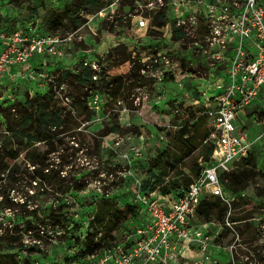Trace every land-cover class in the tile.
<instances>
[{
    "label": "rangeland",
    "instance_id": "rangeland-1",
    "mask_svg": "<svg viewBox=\"0 0 264 264\" xmlns=\"http://www.w3.org/2000/svg\"><path fill=\"white\" fill-rule=\"evenodd\" d=\"M98 1L74 12L73 0H0V30L54 33L58 16L63 20L55 32L71 37L61 57L40 56L51 69L50 86L41 89L27 81L0 87V149L18 153L0 172V264H69L86 233L94 232L90 222L106 199L123 207L136 202L145 183H154L156 193L172 182L182 187L204 163L200 147L179 161L168 156L184 109L203 108L207 83L197 77L223 66L193 44L205 33L199 14L177 22L169 13L171 0ZM81 56H90L96 69L88 68L91 76L79 83ZM49 90L54 92L50 109L63 121L48 127V138L28 144L8 132L19 117L5 115L26 97ZM232 169H243L247 181L224 202L223 221L213 215L206 226L210 260L202 264H264V146L256 151L254 168L234 163ZM50 177L54 180H45ZM54 181L60 184L52 186ZM57 187L69 189L62 193ZM137 220L114 230L115 242L124 243ZM197 257L194 251L177 264Z\"/></svg>",
    "mask_w": 264,
    "mask_h": 264
},
{
    "label": "built area",
    "instance_id": "built-area-1",
    "mask_svg": "<svg viewBox=\"0 0 264 264\" xmlns=\"http://www.w3.org/2000/svg\"><path fill=\"white\" fill-rule=\"evenodd\" d=\"M191 12L198 13L205 25V33L193 44L223 65L197 77L207 83L199 113L211 124L203 139L212 146L210 158L191 183L173 194L136 193L141 214L125 242H114L71 264H177L181 259L187 262L185 258L194 251L198 257L191 264L210 260L212 239L206 227L210 222L199 219V205L209 197L228 203L234 193L221 180V173L264 146V0L170 1L169 13L177 22ZM138 23L145 24L142 19ZM70 41V36L57 32L39 35L1 29L0 87L27 81L41 89L50 86L53 79L46 72L51 69L40 56L61 57ZM81 57L83 67L94 72L90 56ZM93 99L98 108L99 97Z\"/></svg>",
    "mask_w": 264,
    "mask_h": 264
},
{
    "label": "trees",
    "instance_id": "trees-1",
    "mask_svg": "<svg viewBox=\"0 0 264 264\" xmlns=\"http://www.w3.org/2000/svg\"><path fill=\"white\" fill-rule=\"evenodd\" d=\"M109 1V0H108ZM100 1L98 0H73L71 8L74 9V12L77 11L81 7L85 5L96 6ZM101 4L103 2L101 1ZM77 7V9H76ZM87 12V11H85ZM163 19H165V15H161ZM54 21L56 23L54 28L50 30L55 32L58 28V25L62 24L63 18H59L58 16L54 17ZM73 23L75 21L72 19ZM162 22V23H161ZM159 22V25H163L164 22ZM58 24V25H57ZM175 34V33H174ZM81 72L78 73L76 79L79 83L86 81L90 74V70L88 68L80 69ZM70 73L65 71L63 76L68 77ZM119 86L121 85V77H118ZM116 81V79H115ZM54 101V92L49 90L48 92L41 94L35 93L32 97H26V100L23 103H17L14 113H8L5 115L6 119H11L15 115H17L18 119H15L13 126L8 125L7 131L11 132L14 136L19 137L20 139H26L28 144H34L36 142H41L48 138V127L52 125H59L63 119H61L62 115L58 112H53L50 109V105ZM86 102L84 101V106ZM199 109H194L191 106H188L184 109V113L182 115V125L177 133V139L175 141L172 152L169 153V157L174 161L182 160L186 157H189L196 149L199 147L203 151L204 161H208L210 155L212 153V146L209 144H204L203 139L208 134L211 129V124L208 122L206 116L204 114L198 113ZM49 141V140H47ZM52 148V147H51ZM18 156V153L15 149L12 148H2L0 149V172L5 169V167L9 166V162L15 160ZM256 161V152L253 151L250 155L242 160L238 161L236 164L241 167L250 166L254 168ZM33 165L38 164L42 165L43 169L48 168V164H45L44 161L41 160H31ZM167 163V161H165ZM200 167L195 169V177L199 174ZM251 170V169H250ZM221 180L224 184L233 192L238 193L239 189H241L246 181V172L243 169L233 170L231 169L229 172H223L220 175ZM0 176V180H1ZM53 181L54 178H46L45 180ZM192 177L184 178V185L186 186L193 181ZM159 183L162 179L158 177L155 179ZM59 183L54 181V184ZM60 184V183H59ZM77 186L76 188H78ZM176 182L170 183L169 186L163 185L158 187V193L161 196L173 194L178 188ZM69 189H62V187H57V190L64 193ZM143 193H148L152 191H156V185L153 183L150 185L149 183H145L143 186ZM227 206L219 197H210L208 199L202 200L198 208V217L200 220L205 222H210L212 216L215 215L219 221H223L226 214ZM141 214V207L137 202L128 203L123 207H117L113 204L110 199H106L97 209L94 214L92 221L90 222V230H94V232H87L84 239V245L81 249L77 250V253L70 255L69 264L75 259H82L88 254H91L95 251H99L105 247L112 245L115 242V236L112 234L114 230H118L123 226V223L128 219H137ZM99 236V237H97Z\"/></svg>",
    "mask_w": 264,
    "mask_h": 264
}]
</instances>
